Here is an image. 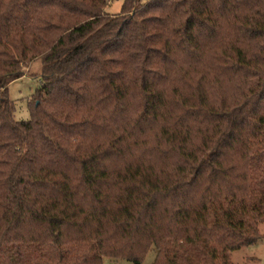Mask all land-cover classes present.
<instances>
[{
  "label": "trees",
  "instance_id": "16d2710c",
  "mask_svg": "<svg viewBox=\"0 0 264 264\" xmlns=\"http://www.w3.org/2000/svg\"><path fill=\"white\" fill-rule=\"evenodd\" d=\"M114 1L0 0V264H232L264 237V0Z\"/></svg>",
  "mask_w": 264,
  "mask_h": 264
},
{
  "label": "rangeland",
  "instance_id": "374dc122",
  "mask_svg": "<svg viewBox=\"0 0 264 264\" xmlns=\"http://www.w3.org/2000/svg\"><path fill=\"white\" fill-rule=\"evenodd\" d=\"M123 0H116L109 4L106 13L117 15ZM145 1V0H143ZM40 63L34 61L24 68V76L12 83L7 88V96L14 104V118L16 121H27L30 117L28 101L39 86ZM259 232L264 236V226L259 227ZM155 258L154 249H150L141 261V264H153ZM232 264H264V237L254 246L241 248L230 254ZM102 264H132L126 260H111L103 258Z\"/></svg>",
  "mask_w": 264,
  "mask_h": 264
}]
</instances>
